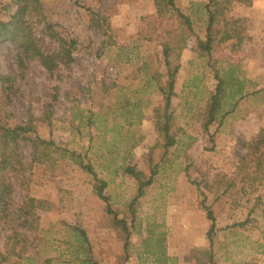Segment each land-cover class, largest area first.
I'll return each instance as SVG.
<instances>
[{
    "label": "rangeland",
    "instance_id": "1",
    "mask_svg": "<svg viewBox=\"0 0 264 264\" xmlns=\"http://www.w3.org/2000/svg\"><path fill=\"white\" fill-rule=\"evenodd\" d=\"M177 1L187 8L191 1L205 0ZM45 7L58 29L78 42L76 61L48 72L34 59L21 77L15 47L1 40L0 73L16 79L12 102L1 99L0 85V116L15 122L32 117L41 137L86 155L109 182L107 191L114 201L123 205L135 195L137 185L122 166L146 169L144 159L158 142L154 102L159 95L149 79L154 73L165 77L166 68L154 38L159 26L155 0H45ZM232 13L245 19L250 38L236 50L225 49L215 67L201 57L196 37L188 40L182 53L173 109L186 114L194 107L197 115L182 119L185 136L141 201L129 264H153L145 250L156 241L160 249L165 242L175 264H197L193 251L200 256L211 249L207 236L211 220L204 203L217 217L212 249L218 264H264V182L255 189L251 185L264 178V163L256 166L262 160L248 147L264 127V0H255L251 7L237 3ZM43 28L36 26L45 48H58ZM232 68L261 92L241 100L223 124L213 125L215 138L210 139L203 134L197 105L204 87L215 89L216 71ZM144 85L149 88L142 90ZM137 100L142 101L139 107L133 104ZM22 150L29 158V146L22 144ZM54 168L53 172L44 163L35 164L31 175L29 171L12 177L14 200L21 203L30 194L44 199L47 207L39 210L40 242L29 238L27 244V257L34 250L37 254L31 261H16L46 264L45 258L52 257L50 264H73L70 245L75 237L69 224H78L87 229L102 264H117L122 244L112 229L95 225L91 175L68 157ZM245 176L254 180L245 181ZM246 219L244 226L237 224ZM2 223L0 249H11L14 240L5 243L13 232Z\"/></svg>",
    "mask_w": 264,
    "mask_h": 264
},
{
    "label": "trees",
    "instance_id": "2",
    "mask_svg": "<svg viewBox=\"0 0 264 264\" xmlns=\"http://www.w3.org/2000/svg\"><path fill=\"white\" fill-rule=\"evenodd\" d=\"M254 2L255 0L191 1L190 6L184 8L177 0H155L159 26L155 28L157 35H154V38L161 46L166 68L165 79L157 73L152 74L149 79L155 81V89L160 96L154 102L157 110L155 129L158 142L144 159L146 169H140L134 164L122 166L123 172L131 176L137 185L135 195L123 205L114 201L107 191L109 182L98 175L93 163L86 160V155L75 150L60 148L55 141L41 137L32 117L27 121L15 122L0 116V222H3V226H9L13 232L11 236L6 237L5 246L14 240L11 249H0V264H20L15 258L25 261L34 258L33 256L37 254L36 250L31 252L32 256L27 257V251L29 252L27 244L29 238L40 242L42 237L38 236L39 210L47 208L44 199L30 194H27L21 203L14 200L12 195L15 189L12 177L25 175L29 171L31 175L33 166L42 163L54 172V166L65 157L78 164L92 177L90 180L93 183V193L91 194L96 197L95 225L98 228L112 229L117 240L122 244V251L117 255V264H129L132 261L133 231L138 220L141 201L147 189L155 182L173 149L185 136L186 129L182 125V119L190 121L197 115L196 110H193L194 107H190L186 114L177 113L173 109V98L177 95V76L182 67L181 54L187 47L188 40L196 37L201 57L210 66L215 67L217 59L225 49L236 50L248 36L245 19L232 13L234 5L238 3L251 7ZM45 10V0H0V41L7 40L15 47L16 62L21 77L25 76L28 62L34 59L38 60L48 72H54L62 66L69 67L76 61L74 51L78 42L65 36L58 29L60 25L52 22ZM37 24L44 26L43 34L57 43L58 48L50 50L45 48L44 38L36 31ZM215 76L217 79L215 89L210 91L204 87L205 91L197 105L198 115L202 117L203 134L210 139L215 138V133L211 132L213 125L223 124L241 100L249 95L258 96L261 92V89L253 86L252 81L239 79L232 69L224 72L216 71ZM15 79L0 73V85L3 91L1 99L7 98L8 102H12L11 92H15ZM148 88L144 85L142 90ZM195 94L198 95V91ZM56 98L57 96L54 97L55 100ZM141 102L137 100L133 104L139 107ZM22 144L29 146L30 159L24 156ZM248 147L253 153L259 154L257 159L262 161L256 163V166H261L264 163V127L248 141ZM59 151H62L61 157L57 155ZM242 179L254 180V178L249 179L248 176ZM263 182L264 178H261L257 184L251 185L255 189ZM229 187L231 184H228L226 191ZM203 207L211 220L207 232L211 249L200 256L198 252L193 251V257L196 258L197 264H218L212 249L216 236L217 217L210 204L204 203ZM248 221L249 219H246L237 224L244 226ZM69 227L75 237V242L70 245L74 257L72 263L102 264L95 256L87 229L78 224H69ZM30 233L31 235H28ZM18 246L20 250L16 249ZM162 246L160 249L156 241L147 247L145 253L153 264H175L176 258L168 254L165 242H162ZM51 260L52 257H48L44 262L50 264Z\"/></svg>",
    "mask_w": 264,
    "mask_h": 264
},
{
    "label": "crops",
    "instance_id": "3",
    "mask_svg": "<svg viewBox=\"0 0 264 264\" xmlns=\"http://www.w3.org/2000/svg\"><path fill=\"white\" fill-rule=\"evenodd\" d=\"M249 38H250V35H248L247 38L244 39L243 41H247V39H249ZM240 45H241V44H240ZM240 45H239V46H240ZM239 46H238V47H239ZM238 47H237V48H238ZM185 49H186V48H185ZM185 49H184V50H185ZM182 53H183V52H182ZM181 56H182V54H181ZM165 70H166V69H165ZM232 70H233V72L235 73V75H236L239 79H241V80H244V79H245L244 77H242L241 75L238 74V69H237V74H236V72H235L236 69L232 68ZM165 72H166V71H165ZM157 74H158V73H157ZM165 75H166V74H165ZM159 76H160V75H159ZM160 77H161L162 79H165L166 76H165V77L160 76ZM151 81L155 82L154 80H151ZM158 95H159V94H158ZM159 98H160V96H159Z\"/></svg>",
    "mask_w": 264,
    "mask_h": 264
}]
</instances>
